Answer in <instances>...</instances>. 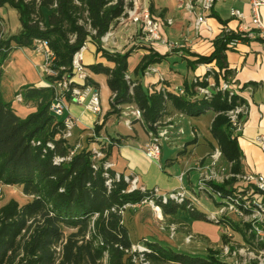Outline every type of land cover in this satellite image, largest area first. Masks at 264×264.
I'll list each match as a JSON object with an SVG mask.
<instances>
[{
    "label": "trees",
    "instance_id": "trees-1",
    "mask_svg": "<svg viewBox=\"0 0 264 264\" xmlns=\"http://www.w3.org/2000/svg\"><path fill=\"white\" fill-rule=\"evenodd\" d=\"M6 5L18 11L22 29L8 40L0 39V186L20 188L29 200L20 204L11 199L0 207V264H132L126 254L132 244L121 210L127 205L141 204L149 194L140 190L130 192V184L123 175L118 180L112 169L104 170L110 146L102 149L105 157L99 160L88 148L74 152L75 147L63 137L62 121L50 111L53 88H22L17 96L24 105H35L36 111L25 119L17 115L1 92L2 66L10 52L32 48L35 39L47 40L56 56L55 65L65 69L58 78L47 79L54 84L70 74L72 57L83 43L95 44L98 52L114 64L113 69L100 64L91 67L108 78V87L115 96L111 115L119 114L118 106L134 105L143 111V121L150 127L163 117L165 96L168 105L189 117L212 111L216 117L211 133L235 174L240 172L241 152L237 141L231 139L227 113L240 99L235 96L229 102L226 94H218L210 101L191 100L188 97L193 95L194 86L187 84L185 97L166 87L147 93L137 81L129 84L125 76L131 52L108 54L100 41L124 14L123 0H0V8ZM88 25L95 34L89 32ZM72 36L76 37L74 43ZM233 37L234 34L223 33L214 42V53L199 63L215 61L220 69H225L224 54ZM161 60L155 53L144 57L136 76ZM101 127L96 126L95 132L99 133ZM57 158L65 161L55 164ZM229 183L208 186L226 197L233 193L227 189ZM156 203L164 215L174 216L186 210V205L170 200L163 204L157 198ZM190 212L192 220H205L198 212ZM148 249L146 257L155 264H226L212 252L206 257L191 256L153 243L148 244Z\"/></svg>",
    "mask_w": 264,
    "mask_h": 264
},
{
    "label": "crops",
    "instance_id": "crops-1",
    "mask_svg": "<svg viewBox=\"0 0 264 264\" xmlns=\"http://www.w3.org/2000/svg\"><path fill=\"white\" fill-rule=\"evenodd\" d=\"M137 2L141 8L147 9L158 22L160 34L165 42L148 45L137 36L139 34V27L137 25L132 23L124 25L116 23L110 30L112 35L109 37L107 43L101 44V48L108 54L110 52L111 54L124 55L131 52L130 56L138 55L132 63L128 61L126 76L130 81H137L147 93L163 90L164 87L174 90L175 88H184L186 84L191 86L194 80L204 76L209 68L221 71L223 78L231 80L234 92L240 99L239 102L246 104L248 108L246 116L241 119V130L239 132L231 130L232 135L234 133V140L237 141L241 152L239 174H259L264 177V153L254 143L255 137L264 133V43L261 41H243L236 49L227 48L224 54L226 60L225 69H220L215 61L211 63H199L200 59L208 58L214 53V42L225 31L233 33L237 31L240 23L231 18L230 13L232 10L242 12L246 16L245 24L249 28H252L248 0H218L214 3L212 10L205 13L206 24L202 25L198 31L194 25L196 21L195 16L179 8L177 0H137ZM8 6L6 5L5 7ZM17 15L18 21L16 20V25H14L16 35L22 29L19 13ZM7 16L13 17L14 14L8 9L0 12L1 39L3 40H8L14 36L12 34H15L12 33L10 21L9 24H6L5 18ZM168 21L171 24H168ZM167 42L181 44L184 48L182 54L170 52L166 45ZM151 53H155L163 58L159 62H162L161 64L155 65L157 66L155 68L159 70L158 75L157 72L149 76L146 75L147 71L153 68L154 64H151L143 75L136 76L135 74V77L132 79V76L129 74V68L135 64L136 60V62L138 61L134 69L136 71L144 57ZM171 56L180 57L182 61L187 63V68L192 71V83H189L187 78L182 84L173 82L174 79L170 77L172 75V67L169 64V57ZM105 58L103 52H98L97 50L94 60L90 58L88 64H100L106 68L113 69L114 64ZM42 64L43 58L36 54L32 48H19L10 52L2 66L1 92L4 100L11 103L12 107L13 103L17 101V95L22 88H49L50 83L42 72ZM165 64L169 66H164ZM105 77L108 87V78L107 76ZM89 81L99 91L101 113L99 115L92 114L83 106L66 100L68 107L66 116H71L77 120V126L72 131L71 138L87 132V129L91 128L94 122H98L96 126L102 127L99 133L93 130L90 134L79 136L78 142L74 147H78V150L83 149L84 140L90 136H95L94 139H88V141L99 144L100 149L96 150V152H101L103 158L105 157L103 156L105 153L102 149L111 147L107 161L112 165L111 169L118 176L123 175L124 177L137 178L139 189L145 188L148 191L158 190L160 195H167L182 189L187 196L186 210H181L174 216L162 213V218L160 219L155 216L147 203L126 208L122 214L123 224L129 232L132 246L148 248V244L153 243L172 250L170 245L164 246L160 243L161 238H157V241L155 240L154 242H146V246L142 245L141 241L134 243L130 236V226L134 227L141 234L147 228L157 227L162 234L170 235V238L173 239L178 234H183L185 242L189 243L187 242V237L195 235L194 233L197 230L192 223L195 220L191 219L190 211L201 214L205 218L203 221L213 223L205 214L206 209L203 205L200 203L196 204V202L202 198L208 201L213 200L207 190H199L198 182L201 174L205 172V168L213 164L211 155L217 150L220 151V147L211 133V126L216 114L208 111L200 117H187L188 119H185L182 118L184 114L179 113L171 105H168L167 116L173 118L177 128L182 130V135L174 139L175 143L171 145L167 144L169 148L163 149V144L160 161L159 163H155L147 158L144 153V149L150 144L148 126L146 130L148 136L139 134L135 129V125L140 123V121H134L129 128L135 130V135L123 137L119 133V125H125V123L122 121L120 114L111 115L113 94L109 87L108 90L102 88L94 78L89 77ZM107 101H109V112L105 118H102L107 108ZM17 102L23 104L22 101ZM26 107L36 110L35 105ZM189 127L191 128L190 130ZM109 128L114 129L113 135H110ZM230 129H232L231 125ZM207 130L209 131V135L205 137L204 133ZM176 132H174V135ZM224 159L227 161L221 153V157L215 164V168L226 176L239 175L233 173L232 163L227 161V164L224 162ZM198 165L199 168H197ZM238 183L234 179L232 183L228 184L227 189L231 191L241 189L238 187ZM188 191L193 192L197 199L190 196ZM187 205L191 208L188 209ZM216 205L219 207L220 203H216ZM209 211L212 212V216L219 217V214L217 215L210 209ZM226 218L227 220H224V222L215 223L219 225V241L214 243L210 239L201 237L205 244L200 250L204 251H201L202 253L197 256L206 257L210 250L220 248L223 244V235L225 234L231 235L239 244L245 242L243 239L245 235L242 233L241 226L231 222L228 216ZM221 223L224 224L222 225ZM230 227L239 231L241 236L237 238ZM169 228L176 229L173 236H171ZM197 232H201V230H197ZM194 239L197 238L194 236Z\"/></svg>",
    "mask_w": 264,
    "mask_h": 264
},
{
    "label": "built area",
    "instance_id": "built-area-1",
    "mask_svg": "<svg viewBox=\"0 0 264 264\" xmlns=\"http://www.w3.org/2000/svg\"><path fill=\"white\" fill-rule=\"evenodd\" d=\"M218 0H177L178 6L181 9L186 10L188 13L195 16V29L198 31L202 25L206 24L205 13L212 10L214 3ZM124 2V14L118 19L117 23L124 25L126 23H132L139 27L140 37L146 44H154L165 42L159 31L158 22L151 16L147 9L141 8L137 0H123ZM250 6V21L252 28H249L246 24V16L238 11L232 10L231 18L237 20L240 25L235 33L231 31H225L224 33L235 37L231 38L227 44V48L236 49L243 41H261L264 43V0H248ZM89 24V22L87 21ZM81 25H84L83 21H80ZM168 24H171L168 21ZM91 34H95L91 30L89 25L87 26ZM112 33L109 31L104 37L101 38V44L107 43ZM0 39H1V23H0ZM71 43H74L76 37L72 36ZM168 50L170 52H177L182 54L183 46L178 43L167 42ZM32 49L38 55L43 58L42 72L47 79H56L59 77L64 68H57L55 65L56 56L50 47L47 40L35 39L32 44ZM88 50V43H83L80 48L74 53L69 68L70 74L63 75L57 79L54 84H49V88H53L55 96L50 107L52 115L61 120L63 123V137L66 140L72 136V131L77 126V120L71 116H66L68 107L66 100L74 102L80 106H83L87 111L92 114L99 115L101 113L100 106V94L99 91L89 82V77L84 66V54ZM156 71L150 69L146 75L155 74ZM126 80L131 84L130 79L126 76ZM162 80V79H161ZM193 95L188 98L191 100L205 99L212 100L214 96L223 94L228 96V101L236 96L233 88V84L230 79L223 78L222 72L209 68L206 74L198 79H195L192 83ZM134 86V85H133ZM173 92L181 97L186 96L184 88H175ZM130 95H133V88L130 89ZM115 96L112 97V100ZM165 99V110L163 111V117L153 123L149 129L150 144L144 149V153L155 163H159L162 155L163 144L171 145L175 143L174 139L182 135V130L178 129L173 121L172 117L167 116L168 98ZM17 101H22L20 96L17 97ZM120 117L126 126L131 127L134 121H143V111L134 105L130 106H118ZM248 108L246 104L238 102L234 108L227 113L228 121L232 127L231 130L239 132L241 130V119L246 116ZM177 131V132H176ZM174 132L176 134L174 135ZM95 137V136H94ZM234 133L231 139L234 140ZM109 142V141H108ZM254 143L264 153V133L255 137ZM50 148L53 146L49 145ZM78 150V147L74 148V152ZM73 154V153H72ZM94 159L97 160L102 157V153L93 152ZM221 157L220 151H215L211 155L213 161L212 166L205 168V172L201 174L198 188L199 190H207L209 194L212 191L209 189L210 182H223V180L237 179L238 182H242L248 185L247 189L232 190V194L221 198L226 200L225 203H220L219 216H211L209 220L214 223L224 222L227 218L224 212L228 209L229 212H234L242 220L241 227L245 229V239L248 242L241 244L235 251H230L229 246L223 247V254L225 256L231 255L233 259H237L235 262L239 264H264V177L259 174H239L226 176L222 172L215 168V164ZM68 160V159H67ZM65 159L57 158L55 164H60ZM112 167L111 164L105 163L104 170L108 171ZM199 168V165L197 166ZM117 179L120 177L117 175ZM124 181L130 184V192L140 190L143 193H148L149 197L143 202L147 203L157 218H162V208L156 203V199L159 198L163 204H166L169 200L178 205H185L187 203V196L181 189L167 195H160L158 190L148 191L145 188H138L137 178L124 177ZM109 184V183H108ZM210 191V192H209ZM216 193V192H215ZM256 194L262 196L261 199L256 198ZM134 205H127L121 210V214L124 213L126 208ZM187 208H190L187 205ZM175 229L171 228V236L174 235ZM232 238L231 235H228ZM192 240L191 236L187 237V242ZM150 253V250L143 246H132L126 251V254L130 257L132 264H155L149 261L146 257ZM240 259V260H239Z\"/></svg>",
    "mask_w": 264,
    "mask_h": 264
},
{
    "label": "rangeland",
    "instance_id": "rangeland-1",
    "mask_svg": "<svg viewBox=\"0 0 264 264\" xmlns=\"http://www.w3.org/2000/svg\"><path fill=\"white\" fill-rule=\"evenodd\" d=\"M6 9L11 10V12H13V14H14L13 17L7 16L5 19H6V24L7 23L9 24V21H10V25L12 26V33H15L12 35L16 36V30H15L16 28L14 27V25H16V20L18 21V15H17L18 11L16 9L8 6V7L0 8V12H4ZM96 52H97V46H95L92 43H88V50L84 54V66L86 67V72H87L88 77L96 79L102 88H105L106 90H108L105 75L95 73L91 69V67L94 65L88 64L90 58L94 60V56H95ZM109 54H111V53L109 52ZM112 54H114V53H112ZM137 56H129L128 61H130L132 63V61H134V59L137 58ZM105 59H107V58H105ZM137 62L135 60V64H133V66H131L129 68V74L132 76V79L135 77L134 69H135ZM161 63H156L153 65L152 69H153V71L157 72V75L159 73V70L157 68H155V67H157L155 65H159ZM169 64L172 67V69H171L172 75L170 77L174 79V81H173L174 83H179V84L181 83L182 84V83H184V80H186V78L188 79L189 83H192V79H193L191 76L192 71L187 68V63L182 61L180 59V57H178V58L175 56L169 57ZM164 66H169V65L165 64ZM158 78H160V77L158 76ZM13 108L16 111L17 115L20 116L22 119H25L30 114H32L36 111L34 108L29 109L24 104H20L17 101H15L13 103ZM108 109H109V101H107V108H106L104 114L102 115V118H105L106 114L109 112ZM187 117H189V116L186 115L184 117V115H183L182 118L188 119ZM189 118H192V117H189ZM97 123L98 122H94L92 124V127L87 129L88 130L87 132H83L79 136L90 134L93 130L95 131ZM135 129L138 131L139 134H142V135L145 134L146 136H148V134L146 133L147 124L144 121L137 123L135 125ZM190 129L191 128L189 127V130ZM108 131H109L110 135H113L114 129L109 128ZM119 133L123 137H131V136L135 135V130L127 127L124 124H120L119 125ZM207 135H209L208 130L206 131V133H204L205 137H208ZM79 136L74 137V138L73 137L69 138V142H70L71 146L74 147L77 144ZM88 139H94V137L90 136V137L86 138V140H84L82 147L88 148V149L93 150V151H96V150L98 151L100 149L99 144L89 142ZM180 145L182 146V144H180ZM166 148H169V147L167 144H164L163 149H166ZM103 156H105V155H103ZM97 160H99V159H97ZM222 161H223V159H222ZM224 162L228 164V162L226 160ZM105 163L107 164L108 162H105ZM228 181L230 183H232L231 179H228V180H223V182H219V183L210 182L209 184H211V183L224 184L225 182H228ZM237 185L241 189H243V188L247 189L248 188V185L245 183L239 182ZM196 191H198V190H196ZM188 194L190 196H193L196 198V196L193 192L188 191ZM210 195L214 201L213 200L208 201L207 199L202 198L201 200H197V202H196V204L200 203L201 205H203V207L206 209L205 214L208 217H211L213 215L212 212L209 211V209L211 211H214V213H216L217 215L219 214L220 207H223V206L219 205V207H218L216 205V203H225L226 202V200L224 198H221L215 192H212ZM256 198L261 199L262 196L256 194ZM11 199L18 201L20 204H25L29 200L27 197L22 195L20 188L0 186V207L5 205ZM190 208H188V209H190ZM224 215H225V217L228 216L229 219L231 220V222H233L234 224L240 225L242 223V220L237 216V214L234 212H229L228 209L224 212ZM192 223H193V225H195L196 229L198 231L201 230V232H197V230H196L194 233L195 235L191 236L192 241L189 243L185 242L183 234H178L176 236V238L173 239V238H170V235L162 234L159 231V228H157V227L147 228V230L145 232H143V234H141L139 231H136L134 227L130 226L131 227L130 228V230H131L130 236H131V239L134 243L141 241L140 243L144 246H146V242H154L155 240L157 241V238L158 239L161 238L160 243L164 246L170 245V247H172V250L175 253H183V254H187V255L197 256V255L202 253L201 251H204L202 249L200 250V248L203 247V245L205 244L202 241L201 237H204L205 239L206 238L210 239L214 243H217L219 241V237H220L218 234L219 225L215 224L214 222L211 223V222L203 221V220H195ZM221 224L223 225L224 223H221ZM163 227L165 228V226H163ZM241 228H242V233H245L244 227H241ZM230 229H232V228L230 227ZM169 230H170V228H169ZM232 232L237 238L239 236H241L239 231L232 229ZM68 233H70V231H67V234ZM138 234H139V236H138ZM194 236L197 239H194ZM243 239L246 242V239L245 238H243ZM223 240H226V243ZM222 241H223V244L221 245L220 248H218L217 250H210V252H212L213 255L215 256V258L221 262H224L226 264H236L235 262L237 261V259H233V257L231 255L225 256L223 254V247L229 246L230 251L233 252V251H235L236 248L240 247L241 244H239L237 241H235V239L233 237L230 238L227 234L223 235ZM239 264H241V261H239Z\"/></svg>",
    "mask_w": 264,
    "mask_h": 264
}]
</instances>
